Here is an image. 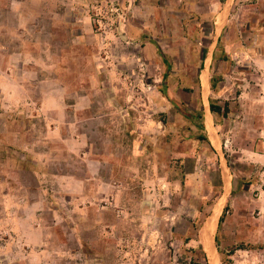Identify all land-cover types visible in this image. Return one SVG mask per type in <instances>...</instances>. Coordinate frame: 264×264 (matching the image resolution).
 Listing matches in <instances>:
<instances>
[{
	"label": "rangeland",
	"instance_id": "obj_1",
	"mask_svg": "<svg viewBox=\"0 0 264 264\" xmlns=\"http://www.w3.org/2000/svg\"><path fill=\"white\" fill-rule=\"evenodd\" d=\"M111 1L90 3L98 33L115 23ZM8 3L0 0V264H212L197 237L209 224L218 264H264V0H228L230 14L201 25L209 32L205 44L219 37L209 76L213 102L222 107L218 150L174 113L183 102L193 109L187 91L172 99L171 113L151 107L159 69L133 49L122 79L113 75L123 95L97 94L80 122L59 108L44 105L43 112L39 96L24 95V82L22 94L10 98L9 76L20 66L11 67L7 54L39 35L12 34ZM191 20L198 19L159 22L178 37ZM162 45L165 70L182 86L193 84L205 51ZM32 101L39 107L33 111ZM158 119L179 127L157 121L148 128Z\"/></svg>",
	"mask_w": 264,
	"mask_h": 264
},
{
	"label": "crops",
	"instance_id": "obj_2",
	"mask_svg": "<svg viewBox=\"0 0 264 264\" xmlns=\"http://www.w3.org/2000/svg\"><path fill=\"white\" fill-rule=\"evenodd\" d=\"M93 1L95 0H9L4 11L16 19L15 27L14 23L11 26L12 34L39 35L32 41L23 40L18 52L11 51L7 54L11 67L20 66L17 75L9 76V82L13 83L10 90H7L10 98L22 94L21 83L24 82L28 92L24 95L32 99L39 96L43 112L44 105L48 108H59L58 111L65 116L70 112L74 113L75 119L80 122L83 106L94 105L97 94L107 93L109 89V97L119 98L123 95L118 93V87L114 89L117 77L114 78L113 75L120 74L122 79L127 65L125 62H128L132 54L130 49H133L134 56L138 60L143 59L148 67L156 66L159 69V74L152 80L156 83V90L155 94L150 96L154 104L151 107L159 110L165 108L163 111L169 110L171 113L172 99L176 98L179 90L187 91L191 102L193 101V109L189 101L188 104L183 102L185 107L174 110V113L183 121L184 128L190 126L191 130L194 128L203 130L204 136L215 150H218L223 144L217 122L221 113L211 109L213 99L210 88L213 78L209 76L213 62L217 61L219 37L205 44L207 43L205 40L210 38L209 32H206L201 25L204 22L208 24L205 19L214 20L221 15L230 14L231 7L227 6L228 0H167L168 4L162 0H123L121 14L116 18L115 23L109 26L108 31L101 33L96 32L93 23L94 15L90 7ZM173 16L198 20L185 22L183 25L186 28H181L183 30L180 31V35L174 37L166 33L167 29L164 30L166 25L161 27L159 22L162 17ZM214 24H216L214 26L216 32L217 22L214 21ZM170 41L185 43L187 49L205 51L193 84L182 86L175 77V71L169 73L165 70L168 56L162 51V44ZM106 50L111 54L110 61H107L101 53ZM1 56L0 53V58ZM107 73H109L108 81L104 79ZM195 85L199 87L197 99L193 94ZM1 87L3 89V85ZM32 92H36L37 95ZM180 96L185 99L184 96ZM69 98L73 101L69 102ZM93 100L94 102L91 103ZM174 102L176 107L177 101ZM27 104L31 111L39 108L34 105H37L36 102L32 101L33 105ZM150 114L154 116V113ZM157 121L166 129L179 127L176 121L167 122L158 119L149 123L148 128ZM68 123L69 127L75 126L73 123ZM197 237L201 251L209 258L202 233ZM213 246L218 253L216 235H213ZM164 256L167 257V253ZM149 264H168V260L165 258L164 261L157 262L153 258Z\"/></svg>",
	"mask_w": 264,
	"mask_h": 264
},
{
	"label": "bare ground",
	"instance_id": "obj_3",
	"mask_svg": "<svg viewBox=\"0 0 264 264\" xmlns=\"http://www.w3.org/2000/svg\"><path fill=\"white\" fill-rule=\"evenodd\" d=\"M211 230H212L211 224H209L208 226H206L204 228L203 239H204V243H205L206 249L208 250L211 263L212 264H218L217 255L213 253L214 249H213L212 244H211L212 243V238H213V236L211 238Z\"/></svg>",
	"mask_w": 264,
	"mask_h": 264
},
{
	"label": "built area",
	"instance_id": "obj_4",
	"mask_svg": "<svg viewBox=\"0 0 264 264\" xmlns=\"http://www.w3.org/2000/svg\"><path fill=\"white\" fill-rule=\"evenodd\" d=\"M110 5L111 17L115 20V18L121 14L122 7L116 2V0H112ZM97 15H99V13H97L96 16Z\"/></svg>",
	"mask_w": 264,
	"mask_h": 264
},
{
	"label": "trees",
	"instance_id": "obj_5",
	"mask_svg": "<svg viewBox=\"0 0 264 264\" xmlns=\"http://www.w3.org/2000/svg\"><path fill=\"white\" fill-rule=\"evenodd\" d=\"M211 109H212V111H214V112L222 113V107L219 106V105H217V104L214 103V102L211 104ZM201 138L206 139V137H205L204 135H203ZM193 264H201V263L194 261ZM207 264H208V263H207Z\"/></svg>",
	"mask_w": 264,
	"mask_h": 264
}]
</instances>
